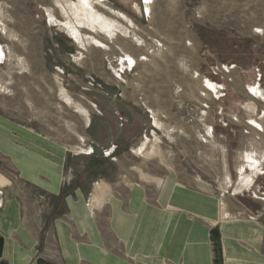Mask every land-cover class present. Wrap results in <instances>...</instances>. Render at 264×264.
Returning <instances> with one entry per match:
<instances>
[{
  "label": "rangeland",
  "instance_id": "374dc122",
  "mask_svg": "<svg viewBox=\"0 0 264 264\" xmlns=\"http://www.w3.org/2000/svg\"><path fill=\"white\" fill-rule=\"evenodd\" d=\"M126 59L134 68L122 73ZM256 93L264 0H0V118L47 140L64 186H130L172 170L224 213L264 219ZM20 190L26 209L49 214L53 198Z\"/></svg>",
  "mask_w": 264,
  "mask_h": 264
},
{
  "label": "crops",
  "instance_id": "0c3cea01",
  "mask_svg": "<svg viewBox=\"0 0 264 264\" xmlns=\"http://www.w3.org/2000/svg\"><path fill=\"white\" fill-rule=\"evenodd\" d=\"M46 141L0 118V158L19 180L0 171V264H264L262 217L224 213L172 170L130 186H64ZM20 186L53 198L49 214L26 209Z\"/></svg>",
  "mask_w": 264,
  "mask_h": 264
},
{
  "label": "built area",
  "instance_id": "2783aa9c",
  "mask_svg": "<svg viewBox=\"0 0 264 264\" xmlns=\"http://www.w3.org/2000/svg\"><path fill=\"white\" fill-rule=\"evenodd\" d=\"M120 66L122 67L121 68L122 73L130 72L134 68V62L125 61V64H124V61H123Z\"/></svg>",
  "mask_w": 264,
  "mask_h": 264
},
{
  "label": "bare ground",
  "instance_id": "6f19581e",
  "mask_svg": "<svg viewBox=\"0 0 264 264\" xmlns=\"http://www.w3.org/2000/svg\"><path fill=\"white\" fill-rule=\"evenodd\" d=\"M145 1H148V0H145ZM135 5V4H134ZM134 5H133V7H134ZM126 60H128L129 62H132L130 59H126ZM124 64H125V61H124ZM257 94V93H256ZM257 96H260V97H262V99H264V95H260L259 93L257 94Z\"/></svg>",
  "mask_w": 264,
  "mask_h": 264
}]
</instances>
